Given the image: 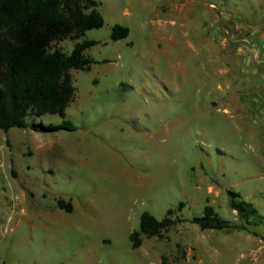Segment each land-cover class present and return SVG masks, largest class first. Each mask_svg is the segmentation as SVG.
I'll return each instance as SVG.
<instances>
[{"label":"rangeland","instance_id":"rangeland-1","mask_svg":"<svg viewBox=\"0 0 264 264\" xmlns=\"http://www.w3.org/2000/svg\"><path fill=\"white\" fill-rule=\"evenodd\" d=\"M96 1L104 25L78 41L98 63L70 72L64 119L26 118L74 130H0V264H264V63L237 41L264 47V0ZM228 191L263 219L240 221ZM206 205L246 229L201 230ZM169 209L177 223L132 248L140 215Z\"/></svg>","mask_w":264,"mask_h":264},{"label":"trees","instance_id":"trees-1","mask_svg":"<svg viewBox=\"0 0 264 264\" xmlns=\"http://www.w3.org/2000/svg\"><path fill=\"white\" fill-rule=\"evenodd\" d=\"M96 0H0V130L11 128L34 132L55 133L73 131L63 120L58 125L27 124L26 118L57 115L64 119L66 109L73 101L75 87L70 72L89 71L98 63L85 56V51L97 44L81 40L85 33L101 28L104 20ZM129 29L114 25L110 39L127 38ZM75 41L70 53L55 44ZM228 206L240 221L263 219L240 195L228 191ZM58 209L71 212L72 206L63 199L56 201ZM184 206L179 203L178 210ZM174 210L158 220L148 212L139 218V229L130 235L132 248H138L142 237H160L161 233L177 223ZM191 223L201 230L246 229L217 216L206 205L203 215L193 217Z\"/></svg>","mask_w":264,"mask_h":264},{"label":"built area","instance_id":"built-area-1","mask_svg":"<svg viewBox=\"0 0 264 264\" xmlns=\"http://www.w3.org/2000/svg\"><path fill=\"white\" fill-rule=\"evenodd\" d=\"M233 29V28H232ZM233 31H227V35L234 38L236 33H239L238 28H234ZM240 43L241 50L246 54V56L253 62L264 63V47L260 46L253 37L241 38L237 40Z\"/></svg>","mask_w":264,"mask_h":264},{"label":"crops","instance_id":"crops-1","mask_svg":"<svg viewBox=\"0 0 264 264\" xmlns=\"http://www.w3.org/2000/svg\"><path fill=\"white\" fill-rule=\"evenodd\" d=\"M193 13H191V11H189V20L190 22L194 21L193 20ZM203 40V44H205V57L207 58L208 61H212L213 58H212V51H213V46H214V43H212L211 41H209L208 39H202ZM205 42V43H204ZM263 169H264V166H262Z\"/></svg>","mask_w":264,"mask_h":264}]
</instances>
